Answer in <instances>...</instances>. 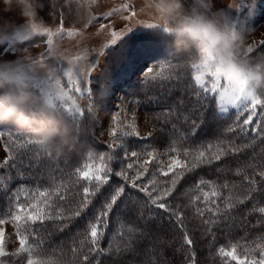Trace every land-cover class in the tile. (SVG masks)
<instances>
[{
    "label": "snow or ice",
    "instance_id": "snow-or-ice-1",
    "mask_svg": "<svg viewBox=\"0 0 264 264\" xmlns=\"http://www.w3.org/2000/svg\"><path fill=\"white\" fill-rule=\"evenodd\" d=\"M225 11L247 30L246 16H238L231 9ZM243 11L248 16L253 14L247 8ZM111 15L109 12L97 17L101 21L100 30L106 27L102 21ZM90 26L85 23V27ZM32 29L43 33L46 43L51 41L53 32L48 27L37 23ZM58 31L73 34L64 29L63 19ZM118 37L119 33L113 31L111 44ZM27 39V33L21 30L13 43ZM4 51L8 50L0 49V56ZM257 55H264V48ZM79 59L77 56L76 62ZM185 60L187 81L178 71L183 61L176 57L165 59L158 68L146 67L142 73L141 90L155 81L157 88L178 92L159 111L145 113L149 121L160 119L172 134L162 151L154 145L149 148L144 143L133 144V140L144 139L151 143L153 133L149 132L146 138L141 136L136 111L140 99L128 94L116 101L114 114L110 112L107 119H97L95 125H90V134L99 147L85 148L87 160L70 173H64L52 159L44 158V152L12 155L5 145V155L0 160V168L4 169L0 173V264L16 261L46 264L48 256L37 253L45 244L52 252L63 251L66 245L69 253L79 255L83 261L91 260V264H100L101 257H107L112 264H127L125 258L137 257L136 264H169L170 256L176 254L180 255V264H209L211 258H219L220 264H264V227H260L264 225V156L257 159L256 152L241 155L256 140H264V92L242 90L235 84L217 80L206 60L199 64L189 57ZM96 66L97 62L93 61L92 69ZM57 70L66 77L69 93L88 97L91 121L99 113L91 81L82 89L84 76L78 69L66 71L65 66H60ZM90 72L91 69L87 75ZM95 95L104 103L111 93L103 86ZM167 95V92L164 96L153 92L142 99L153 101L159 108ZM47 99L54 103L58 95L51 93ZM129 104L132 110L125 124L120 112ZM60 107L74 124L84 117L85 109L78 103ZM209 124L216 126L215 135L194 143L193 138ZM105 132L112 139L102 144L99 136ZM17 136L26 135L18 132ZM181 138H186L182 152L173 144L174 139ZM21 142L43 148V142L36 139ZM259 151L264 152V148ZM157 152L168 159L161 160ZM228 157L234 159L229 162L225 159ZM222 159L224 163H220ZM205 166L212 174L210 177L197 172ZM189 173L196 175L189 176L177 190L180 180ZM254 214L259 215L250 220L249 216ZM75 221L79 223L72 231L61 235ZM8 222L12 223L13 233L6 240L3 225ZM162 224L173 230L172 236L157 228ZM257 227H260L258 232L248 231ZM229 230L238 231L239 235L218 241V236L224 237ZM11 236L16 239L12 240ZM199 240H204L205 247L210 249L204 252L202 261H198L194 247ZM7 243L18 247L9 252Z\"/></svg>",
    "mask_w": 264,
    "mask_h": 264
},
{
    "label": "rangeland",
    "instance_id": "rangeland-1",
    "mask_svg": "<svg viewBox=\"0 0 264 264\" xmlns=\"http://www.w3.org/2000/svg\"><path fill=\"white\" fill-rule=\"evenodd\" d=\"M111 2L68 0L65 5V0H30L31 8H25L17 0H12L9 4H6L5 0H0V49L8 50L0 56V70L14 69L17 75L12 82L28 83L33 86L49 105L57 104L60 107L63 104L71 107L78 103L87 109L88 97L80 98L75 92L69 93L66 77L57 70L58 67L65 66L66 71L73 72L78 69L84 76L81 88L83 89L84 84L90 80V88L94 93L101 87L100 78L106 61L127 36L142 35L155 29L166 33L178 32L179 25L185 18H189L193 22L209 25L224 38L221 48L201 45L203 54L197 64L206 60L217 80L235 84L242 90L251 89L255 92L257 75L238 66L235 58H243L264 42V0H252L248 9L253 13L251 16L243 10V13L241 12L244 0H181L182 11L175 17L170 11L161 10L157 0H111ZM225 9H231L238 16L242 14L246 16L247 21L250 20L247 30L238 28V24ZM109 12L112 15L102 21L106 27L100 30L101 21L97 17ZM61 19L64 29L71 30L72 35L58 31ZM86 22L91 26L85 27ZM37 23L53 32L50 42L46 43L47 37L43 33L32 29ZM149 24L158 27L149 28L147 27ZM21 30L27 33L28 39L13 43L14 36ZM113 31L119 33L114 45L111 44ZM77 56L81 59L76 62ZM9 61L11 63H8ZM93 61L97 62L94 69ZM90 69V75H87ZM51 93L58 95L54 103L47 99ZM119 98L120 95L115 92L109 100ZM116 100L109 102L113 109H105L98 113L99 120L107 119L110 112L114 114ZM130 111L127 107L120 112V119L124 120L125 124L128 122L126 117ZM137 119L140 122L139 132L146 138L150 132L148 122L140 112H137ZM120 131L118 128V136ZM103 138L112 139L108 132H105ZM156 154L164 160L163 155L159 152ZM3 157L4 149L0 136V160H3ZM3 227L7 240L13 233L12 223L8 222ZM10 238L16 239L15 236ZM7 248L11 252L17 248V244L7 243Z\"/></svg>",
    "mask_w": 264,
    "mask_h": 264
},
{
    "label": "trees",
    "instance_id": "trees-1",
    "mask_svg": "<svg viewBox=\"0 0 264 264\" xmlns=\"http://www.w3.org/2000/svg\"><path fill=\"white\" fill-rule=\"evenodd\" d=\"M251 3L252 0H244L241 12L243 13L242 10L244 8L249 9ZM248 23H250V20ZM240 27L241 26L238 25V28ZM262 48H264V42L243 58H235V62L238 66L257 75L258 82L256 84L255 92L258 94L264 92V55H257V53L261 52ZM234 52L236 53L237 51L234 50ZM202 54L201 45L193 42L187 36L180 35L178 32L166 33L164 31L162 32V30L160 31L159 29H155L147 31L142 35L131 34L112 51L106 61V66L100 78L101 87L107 86L111 95L109 97H105L104 103H101L99 98L95 95L96 90L93 93V100L96 101V106L100 112L105 109H113L109 102H115L117 98L112 101L109 99L113 97L115 92L120 95V98H123L126 94L129 96L135 95L137 99H140V106L136 111L143 114L146 118V112L159 111V109L165 107L166 104L170 102L171 98L177 95L178 92L174 89L157 88L155 87V81L150 82L149 85L146 86V90H141L143 70L146 67L158 68L165 59L176 57L177 59L183 61V63L179 66L178 71L183 74V80L187 81L189 75L187 68L188 62L185 58L189 57L191 61L198 63ZM21 90L27 92V94L32 98L30 103L26 105L23 110L29 113L38 114L40 119L35 121L30 129L18 127L13 122L0 123V129H3L0 131V136L4 149V155L5 145H7L12 155H16L20 152H44V158L52 159L54 165L58 166L64 173L67 174L70 173L75 166L87 160V156L84 151L85 148L99 147L90 134V125L96 124L98 115H94L91 121H89L88 111L85 109V114L81 122L79 124H74L68 120L66 111L62 110L57 104L54 106L49 105L44 100L43 96H41L40 92L28 83L11 82L0 88V97L15 95ZM153 92L158 93L160 96H164L165 92L168 93L167 97L161 101L159 108L154 106L153 101L142 99L144 96ZM107 100H109L108 103ZM127 107L129 110H132L131 104ZM146 121L148 122L150 132L153 133L151 143H149L147 139H144L142 141L133 140V144L144 143L149 148L154 145L157 149L162 151L164 145L172 135L168 130V126L162 125L160 119H152L149 121L146 118ZM216 131V126L214 124H209L207 127L202 129L201 133H199L197 137L193 138V142L195 143L198 142V140L210 139L213 135H215ZM18 132L24 133L26 136L18 137ZM97 135H99V129H97ZM227 135L231 136L235 135V133H228ZM27 138L42 141L43 148L36 144L23 145L21 142L22 139ZM99 139L102 144H106L111 141L109 138L104 139L103 136H99ZM237 142L239 143V140ZM173 144L178 151L182 152L186 146V138L174 139ZM261 148H264V140H256L249 148L245 149L241 155H248L249 153L256 152L258 153L256 158L260 159V156H264V152L259 151ZM163 158L164 160H167L168 156H163ZM180 158L183 159L184 157L181 155ZM225 159H228L229 162H231L234 157H228ZM9 163H11V161ZM220 163H224V160L222 159ZM112 166L115 168V164ZM211 167L214 168L215 164ZM151 168L152 165H149L150 171ZM3 171L4 169L0 168V173ZM197 172L205 173L209 177L212 175L209 168L206 166L198 168ZM195 175L196 173H189L188 175H185L180 180L177 190H179V187L184 185V182L188 180L189 176ZM163 179H167V177H163ZM30 182L31 181H28V183ZM246 206L247 205H242V207ZM256 215L259 214L249 216V219H254ZM78 223L79 221H75L72 226L67 228L61 235H67L70 233L72 228H74ZM260 227H264V225H261ZM260 227L251 228L248 231L250 233H255L260 230ZM157 228H160L167 236L173 235V230L170 229L167 224L157 225ZM238 235V231L229 230L224 237L218 236V241L222 242L230 236ZM194 247L197 252L198 261H202L204 252L210 250L205 247L204 240L196 242ZM47 249L48 245L45 244L44 249L37 250V253L48 256L46 264H91V260L83 261L79 255L69 253L66 245L64 246L63 251L57 250L52 252ZM255 254L258 255V253ZM33 255L35 256L36 253ZM125 260L127 261V264H136L139 258L137 257L135 260H128V258H125ZM15 264H19V261H16ZM100 264H112V262L109 261L107 257H101ZM169 264H180V255H171L169 258ZM209 264H220L219 258H211L209 260ZM233 264H235V262H233Z\"/></svg>",
    "mask_w": 264,
    "mask_h": 264
},
{
    "label": "clouds",
    "instance_id": "clouds-1",
    "mask_svg": "<svg viewBox=\"0 0 264 264\" xmlns=\"http://www.w3.org/2000/svg\"><path fill=\"white\" fill-rule=\"evenodd\" d=\"M11 2L12 0H5L6 4ZM17 2L25 8H31L30 0H17ZM157 4L161 10L170 11L173 17L178 16L183 8L181 0H157ZM177 31L198 45L221 48L224 44L223 36L215 32L209 25L193 22L189 18L183 20ZM16 75L14 69L0 70V88L11 83ZM31 99V96L23 90L15 95L0 97V123L13 122L18 127L32 128L33 123L39 120L40 116L23 110Z\"/></svg>",
    "mask_w": 264,
    "mask_h": 264
},
{
    "label": "crops",
    "instance_id": "crops-1",
    "mask_svg": "<svg viewBox=\"0 0 264 264\" xmlns=\"http://www.w3.org/2000/svg\"><path fill=\"white\" fill-rule=\"evenodd\" d=\"M111 2V0H109ZM112 3V2H111Z\"/></svg>",
    "mask_w": 264,
    "mask_h": 264
}]
</instances>
